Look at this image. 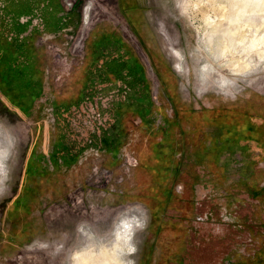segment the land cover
I'll use <instances>...</instances> for the list:
<instances>
[{"label": "rangeland", "instance_id": "rangeland-1", "mask_svg": "<svg viewBox=\"0 0 264 264\" xmlns=\"http://www.w3.org/2000/svg\"><path fill=\"white\" fill-rule=\"evenodd\" d=\"M235 1L62 0L67 25L39 40L45 49L52 89L71 91L70 76L77 74L93 32L115 30L145 67L148 83H137L141 98L149 103L151 95L159 111L154 123H148L146 117L142 123L138 116L128 115V141L119 166L110 172L96 168L64 201L47 204L41 216L47 229L40 238L10 244L3 222L6 208L19 190L31 123L0 96V264H97L100 253L113 248L116 229L125 219L132 222L134 230L124 264H264V200L260 197H264V149L253 148L247 176L241 177L237 169L229 179L223 175L224 168L216 169L213 158L203 160L204 155L190 153L208 142L215 124L208 118L221 107L239 110L228 120L237 127L245 122L242 115L248 113V123L261 125L260 134H264V62L246 77L220 71L229 77L223 85L216 75L205 76V66L218 67L203 44L211 29L208 23L223 22V15L234 10ZM243 1L259 8L260 16L252 22L262 27L243 18L237 22L240 30L246 31L243 42L258 44L251 53L258 56L264 53V2ZM80 47L84 51L76 59L75 50ZM117 90L110 89L109 106L122 99ZM17 103L22 106V100ZM176 105L191 108L201 118L204 110L207 114L198 127L191 124L190 117L179 120L178 141L186 142L181 148L187 156H176L177 169L173 170L168 159H153L159 158L169 120L179 118L173 111ZM153 127L158 130L156 137L148 130ZM250 127L252 124L242 131ZM159 166L164 172L169 170L163 183L156 177ZM107 179L108 183L104 182ZM222 183L228 190L219 189ZM167 184L169 193L164 192ZM155 186L158 192H150ZM253 191L259 193L254 199Z\"/></svg>", "mask_w": 264, "mask_h": 264}, {"label": "crops", "instance_id": "crops-1", "mask_svg": "<svg viewBox=\"0 0 264 264\" xmlns=\"http://www.w3.org/2000/svg\"><path fill=\"white\" fill-rule=\"evenodd\" d=\"M62 10V0H0V38L5 36L0 52L15 41L24 51L16 63L8 66L14 71L15 81L6 89L0 87V96L31 123L19 190L8 204L3 222L10 244L40 238L47 229L41 218L47 204L64 201L74 187L85 184L96 168L110 172L119 166L120 153L128 141V115L138 116L142 123L145 117L148 123H154L158 114L159 107L151 95L148 103L141 98L140 84L137 86L134 68L138 66V72L142 69L146 77L143 62L115 30L93 32L77 74L70 76L71 91L52 89L45 49L39 40L64 30L67 22ZM54 21L58 25L51 31ZM110 40L112 43L106 44ZM119 64L123 67L121 78L110 70H116ZM2 69L6 68L0 64V82ZM16 71L23 72L19 79ZM111 88L118 89L122 99L109 106L106 100ZM182 110L173 108L180 120ZM176 127L173 131L179 137ZM148 130L158 135L156 128ZM181 149L177 145L176 156L181 157Z\"/></svg>", "mask_w": 264, "mask_h": 264}, {"label": "bare ground", "instance_id": "bare-ground-1", "mask_svg": "<svg viewBox=\"0 0 264 264\" xmlns=\"http://www.w3.org/2000/svg\"><path fill=\"white\" fill-rule=\"evenodd\" d=\"M262 1L264 2V0ZM256 5L258 6L257 3ZM233 8L231 13L223 15V22L208 23L211 29L205 34V41L203 42L205 50L208 51V57L218 66L214 67L211 63V65L205 66V76L216 75V79L222 85L226 81L228 82L229 77L224 76L220 71L225 70L229 76L246 77L256 70L260 63L264 62V53L252 56L251 53L255 51L258 44L254 40L243 42L246 31L240 30L237 25V22L243 18L250 24H256L259 28L262 27L252 22L260 16L258 14L259 8H255L252 2L243 0H236ZM136 226L138 224L135 225V228ZM133 230L134 226L131 221L128 222L125 219L121 222V225L116 229V240L113 248L110 247V250L106 249L101 252L97 264H124V256L128 253L127 248L132 247L129 240Z\"/></svg>", "mask_w": 264, "mask_h": 264}, {"label": "flooded vegetation", "instance_id": "flooded-vegetation-1", "mask_svg": "<svg viewBox=\"0 0 264 264\" xmlns=\"http://www.w3.org/2000/svg\"><path fill=\"white\" fill-rule=\"evenodd\" d=\"M55 23H56V21H54L51 24V28H50L51 31L54 30V28H56ZM20 45H22V44H20ZM23 54H24V52H23ZM1 55H2V52H1ZM169 59H171V56L169 57ZM171 61L173 62L172 59H171ZM138 68H139L138 66H135V68H134L136 71V75L139 76L137 80L145 82L146 77L144 75V71L142 72V69H141L138 72ZM117 69H119V70L118 71H114V69L113 70L110 69V70L114 74L117 73V77L121 78L123 75L122 74V72H123L122 65L119 64L118 66H116V70ZM168 81H169V78H168ZM186 110L188 111V117L191 118V120H189L191 122V124H195L198 127V125H200V120L201 121L204 120V119H202L204 117L201 118V117H199V115L196 116V114L193 112V110L191 108H186ZM215 111L217 112L216 113L217 114L216 122L214 125H212L213 128H211L212 130L208 134L209 135L208 139H207L208 142H205L204 146L202 144H200L199 147H202V148L199 149L200 150L199 155H201V154L204 155L203 160L207 159V157H210L211 159L213 158L215 165H216V169L217 168H219V169L224 168L225 173H223V175L226 179H229L234 174L233 172L237 171V169L238 170L240 169L241 177L247 176L248 171L251 169L250 165L253 163V161H251L252 157H250L251 154H253L252 153V151L254 150L253 148H256V150L257 149L258 150L264 149L262 146V143L258 140L262 136V134H260L261 133L260 132L261 131V129H260L261 125H256L253 122L248 123L250 121V119L248 117L249 114L244 113L242 116L245 119V122H239L240 125H238L239 127H237V123L233 124L232 123L233 120L231 121V123L228 120L231 119L232 116L234 118L236 113L239 114V110H236V111L235 110H228V109L221 107ZM233 111H235V112L230 113ZM221 121H223L224 124L220 125ZM251 124H252L253 128L250 127L249 129H246V131L249 130V133L245 134L244 132H246V131L243 132L242 130L244 128H247V126H249ZM254 125H256V130L254 131L255 132V138H253ZM263 125H264V121H263ZM167 127H169V126H167ZM205 136H207V135H205ZM184 143H186V142H184ZM184 143H181V146H184ZM154 146L155 145L152 146V149ZM164 147H166V149L168 148L167 146H164ZM157 150L158 149H156V151ZM240 150H241V152H239ZM158 152H159V150H158ZM190 153L194 155L195 150L191 149ZM180 154H181V157H183V158L185 156H187V152L184 150H182ZM153 160L154 161H161V159L157 160L156 158ZM161 170L162 169H160L158 171L156 177H161L162 183H163L165 178L163 177ZM165 173L169 176V170ZM219 173H220V171H219ZM242 174L244 176H242ZM168 180H169V178H168ZM157 183H159V181ZM226 187L227 186L224 185V183H222L221 186L219 187V189H223ZM225 190H228V189L226 188ZM261 190H259V191H261ZM263 190H264V188H263ZM154 191L158 192L157 186H155L154 190L150 189V192H154ZM164 192L169 193V185L166 186V188L164 189ZM257 192L255 191L253 194H251L253 199H254V194L259 195V193H257ZM226 193H227V195H230L228 192H226ZM260 197L263 198V200H264V197H262L261 195H260ZM261 198H260V200H261ZM158 210L159 209H156V212ZM156 212L153 215L154 218L158 217L156 215ZM155 215H156V217H155Z\"/></svg>", "mask_w": 264, "mask_h": 264}, {"label": "trees", "instance_id": "trees-1", "mask_svg": "<svg viewBox=\"0 0 264 264\" xmlns=\"http://www.w3.org/2000/svg\"><path fill=\"white\" fill-rule=\"evenodd\" d=\"M55 29L56 28H54V30ZM1 38H0L1 39L0 42L1 41L3 42L5 40V38L4 37H1ZM6 49H4V51L2 52V55L0 56V64L3 66V68H6V69H2L3 70L2 77H1L2 80L0 82V87L3 88V89H6L7 86L12 85L14 83V81H15V79L13 77L14 71L10 70V68L8 66L9 65L12 66L14 63H16L17 59H19L20 56H22L23 52H24L22 45L19 44V46H18L17 41H15L14 44L7 45ZM20 68H21V66L18 69H20ZM110 69L113 70V68H110ZM22 73H23L22 71L21 72H17V74L20 75V76H18L17 79H19L23 75ZM175 107L179 108L178 105H176ZM181 107L183 109L182 111L184 112L183 118L184 117H188V111L186 109H184L183 106H181ZM204 112H205V110H204ZM214 112H215V114H214ZM214 112L212 111V113H213L212 116L208 118L209 122H213V123L216 122V115H217L216 113L217 112L216 111H214ZM178 113H181V111H178ZM205 114H207V112H205ZM145 115H147V112L145 113ZM177 116L179 117L178 119H176L178 121L169 120V127H168L169 129H166V133H165V136L163 138L164 146H167L168 148L164 149L163 148L164 146L162 145L163 144L162 143L161 144L162 150L161 151L159 150V154H158V157H159L158 160H160V159H162V160L166 159L167 160L168 159L169 160V166L171 168H173V170L177 169V166H176L177 165L176 164L177 145L181 146V142L178 141V137L176 136V133L173 131V130H175V127L177 126V124L178 125L180 124L179 123L180 115H177ZM213 123H210V124L212 125ZM255 130H256V125H254L253 138H254V133H255L254 131ZM262 137H264V134L261 136V138ZM261 138H259L258 140L261 141V142L262 141L264 142V139L263 138L261 139ZM155 145L158 148V145L157 144H155ZM194 150H195V155H199L200 150L199 149L198 150L194 149ZM162 151H164L165 153H162ZM169 166L167 165V166H165V168L168 169ZM160 168L162 169L163 167H160ZM161 172H162V175H163L164 178H166L168 176L165 173L166 171L164 172L163 169L161 170Z\"/></svg>", "mask_w": 264, "mask_h": 264}, {"label": "built area", "instance_id": "built-area-1", "mask_svg": "<svg viewBox=\"0 0 264 264\" xmlns=\"http://www.w3.org/2000/svg\"><path fill=\"white\" fill-rule=\"evenodd\" d=\"M83 51H84V47H80V48H78V50H75V52H76L75 58L77 59L83 53ZM108 180L109 179H107V181H104V180L103 181L108 183Z\"/></svg>", "mask_w": 264, "mask_h": 264}]
</instances>
